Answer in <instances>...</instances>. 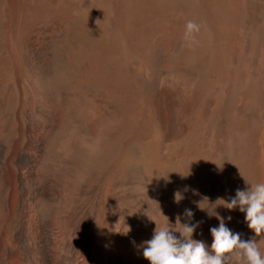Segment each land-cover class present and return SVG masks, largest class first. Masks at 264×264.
I'll return each mask as SVG.
<instances>
[{
	"label": "bare ground",
	"instance_id": "obj_1",
	"mask_svg": "<svg viewBox=\"0 0 264 264\" xmlns=\"http://www.w3.org/2000/svg\"><path fill=\"white\" fill-rule=\"evenodd\" d=\"M260 182L264 0H0V264H150L156 223L211 251L219 218L264 252L225 206Z\"/></svg>",
	"mask_w": 264,
	"mask_h": 264
},
{
	"label": "clouds",
	"instance_id": "obj_2",
	"mask_svg": "<svg viewBox=\"0 0 264 264\" xmlns=\"http://www.w3.org/2000/svg\"><path fill=\"white\" fill-rule=\"evenodd\" d=\"M201 28V23L188 20L184 25L182 46L191 48L198 43L197 35ZM178 197L179 192L176 193L177 203L180 201ZM225 206L230 210L239 207L246 214L248 227L255 235L258 237L264 234V182L252 184L246 190L237 189L235 197L226 202ZM184 214L189 218L194 215L190 209H185ZM219 219V226L210 229L213 237L211 251L203 241L192 239L199 225H182L178 215L176 224L182 225L179 231L182 239L174 235L175 230L156 223L152 238L144 242L143 257L150 264H264V252L257 240H242L240 233H233L226 227L224 219Z\"/></svg>",
	"mask_w": 264,
	"mask_h": 264
},
{
	"label": "rangeland",
	"instance_id": "obj_3",
	"mask_svg": "<svg viewBox=\"0 0 264 264\" xmlns=\"http://www.w3.org/2000/svg\"><path fill=\"white\" fill-rule=\"evenodd\" d=\"M42 25H44V29H46V33H51V32H54V31H58L61 34L67 35V34H65V33H67L65 31V28L67 29V26L69 24H68L67 21H65L64 18H62L58 14H52V16L46 17L45 22L42 21ZM39 27H40L39 22H37V23L34 22L33 24L30 25V27H29L30 31L28 32V35H27V40H29V42L33 40V38L35 37L37 31L39 30ZM73 36L75 38V35H72V37ZM69 39L72 42L75 43V39L72 40L71 36L69 37ZM12 86H13V83H9L8 90H9L10 93H12ZM110 111L112 112L111 108L107 109L108 113H110ZM191 175L192 174H189V179H188V182H190L189 184H191L193 182V180L195 179V177H193V175H192V177H190ZM191 178H192V181H191Z\"/></svg>",
	"mask_w": 264,
	"mask_h": 264
}]
</instances>
